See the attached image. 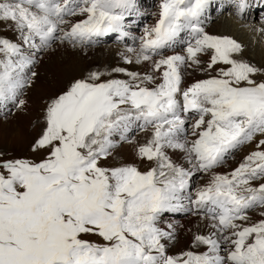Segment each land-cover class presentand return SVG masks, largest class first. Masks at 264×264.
<instances>
[{
  "label": "snow or ice",
  "instance_id": "1",
  "mask_svg": "<svg viewBox=\"0 0 264 264\" xmlns=\"http://www.w3.org/2000/svg\"><path fill=\"white\" fill-rule=\"evenodd\" d=\"M212 3L159 0L139 46L121 54L148 71L115 68L128 79L107 80L91 72L47 104L46 126L32 146L46 156L0 163V264H264V69L235 58L243 52L235 39L206 31ZM228 3L238 17L252 7ZM137 15V0H0V25L19 41L0 36V106H25L19 97L37 75L30 70L55 41L124 40L127 18ZM189 69L215 74L185 87ZM134 127L150 133L136 147L146 170L104 166L118 146L114 137L133 143ZM253 142L256 150L237 167L216 171ZM197 173L208 180L193 197ZM257 209L253 220L249 212ZM166 212L200 215L210 232L194 234L191 248L207 250L170 254L175 226H159Z\"/></svg>",
  "mask_w": 264,
  "mask_h": 264
},
{
  "label": "rangeland",
  "instance_id": "2",
  "mask_svg": "<svg viewBox=\"0 0 264 264\" xmlns=\"http://www.w3.org/2000/svg\"><path fill=\"white\" fill-rule=\"evenodd\" d=\"M149 11L152 14H154L153 8H151ZM222 14H226V12L225 13L222 12L221 14H219V16ZM215 18H213L212 21H214ZM14 33H15L14 31H10L5 26L0 25V36H3V37L11 36V37H13V39L9 38L10 40H12V41L15 40L16 42H19L18 41V34L16 33V35H14ZM105 44L106 45L107 44L118 45V44L112 43V42H102V43L97 45L98 47L96 49H88L87 50L86 48L88 46H84V47H81L79 49H73V50H71V49L68 50L65 47L61 48L60 50H58V49L53 50L52 49V51H54V52L58 51L59 56H61L59 59H56V60L54 58H50L51 54L54 52L51 51L52 52L51 53L49 51L48 52L49 54H46V50L43 52V54L44 55L46 54V55L41 57V59H42L41 63H49L48 69L47 68L45 69V71H47L48 73L44 72L47 75H44L43 77L37 76L35 78V80L33 81L31 87L26 89L24 91V93L21 95L20 99H24L26 101L25 106L23 108L15 107V108H13L12 111H8L6 113L5 117L0 118V163H2L3 161H6V160H16V159H27V160H30L33 162H39L40 160H42L46 156L47 153L45 150L33 152L32 146H33L34 142L42 135V131L46 126L45 112H46L47 104L53 98H55L58 94H61L62 92L66 91L72 82H74L75 80L80 79V78L81 79L86 78L88 76V74L91 72L104 73L105 75L102 77V80L120 79L119 77H114V76L109 75L110 70L112 68L110 70L107 69V71H105V70L104 71H102V70L101 71H94V70L89 69V67L87 69H81V70L79 69V70H75L77 72L71 73V75L68 74L67 76L69 78H67V76H66L64 78V80L63 79L59 80L54 75V74L57 75V72L59 70H62L66 66L65 62H68V60H69V56H68L69 52H70V54H76V52L79 51L82 54V57H85L87 55V57L90 56L92 60L97 58V60L99 61V59L101 58L102 52H104L103 49L104 50H112L113 49L112 47H108ZM68 45H70V44H68ZM71 46L72 45H70V47ZM77 47H80V46H77ZM89 47H93V46H89ZM49 49H47V50H49ZM64 50H65V52H64ZM73 51H74V53H73ZM39 56H40V53L38 54L37 57H39ZM66 57H67V60H66ZM206 58H207L206 56L202 57V59L204 61L207 60ZM62 59H63V61H62ZM85 60L90 61L87 59H85ZM100 60H102V58ZM41 63H40V65H41ZM58 63H59V65H58ZM100 63L101 62H98L97 64L99 65ZM117 64L123 66L124 69H127L128 66L131 65V64H126L123 60L117 62ZM36 65H37V63L32 67V69L30 71H34ZM40 65H39V67H40ZM133 66H139V64L134 63ZM91 67L95 68L96 65L91 64ZM37 69H36V72H37ZM78 72H80V73H78ZM190 72L191 73H188V74H190L192 78L195 77V75L199 74V76L201 77L200 79H206V78H209L210 75L215 74L214 71L209 73V72H204V71H200V70L194 71L192 69L190 70ZM50 73L52 75L48 76V74H50ZM118 74H120V73H118ZM120 75L124 76L123 74H120ZM185 77L188 78L189 76H187V74H186ZM260 78H261V76L258 75L257 79H260ZM122 79H125V77H122ZM1 114H3V112L0 113V117H2ZM190 123H191V121L189 122V125H188L189 136H190V138H192L190 135V132H191ZM1 124L4 126H1ZM133 135L134 134H132V136ZM149 135H150V133H149ZM123 142L124 141H118L117 145L120 143H123ZM125 143H127V142H124L123 144H125ZM120 145H118V146H120ZM248 146L246 148H244L243 150H241L243 147L242 146L240 149L231 153L230 156L228 158H226V163L223 166H221L220 168L216 169V171L220 172V173H227V172H230L231 170H233L235 167H237L238 164L242 161V156L244 157L245 155L249 154L250 150L251 151L256 150L255 142L252 143L251 147H248ZM136 147L135 146L132 147L130 149V152L126 154L127 156L125 158L117 156L114 153L115 152L114 151L113 155L111 157H109L107 161H102L101 163L104 166H108V167H118V166L125 165V164H135L142 171L146 170V168L148 167V164H147V162H142L141 160L138 159V157L136 156ZM251 148H253V149H251ZM169 151H170V153L172 152V150H168V154H169ZM178 154L177 155L179 157L182 156V161L180 160L179 162L183 163L186 168L190 167V165H188L183 160V154H181L179 152H178ZM169 155L173 156L171 154H169ZM179 162H177V163H179ZM233 165H235L234 168H232ZM193 180L198 181V183H201L202 181L207 182L208 177L205 176L203 173H197L193 177ZM196 188H197V186L191 187L189 191L192 194H194ZM257 213H259V209L249 212V215L252 217L253 220H256L259 218V214H257ZM162 215H166L167 217L172 216L174 222L170 223V224H172L176 227L175 228L176 239H177L178 235L184 234V230L189 227L192 219H196L198 217L201 218L200 215H198V216L193 215L190 212H166ZM167 225H168V223H167ZM159 226L164 228V229L166 228V227H163L164 226L163 224L159 225ZM208 230L210 232L209 228H208ZM85 238L90 239V240H95L97 242H102V241H99V238L95 237V236H88ZM175 247H176V249H175ZM186 250L201 252L202 250L206 251L207 249L203 248L200 251V250H198V248H191V246H190V247L186 248L184 251H186ZM169 253L170 254L179 253L176 241L169 247Z\"/></svg>",
  "mask_w": 264,
  "mask_h": 264
},
{
  "label": "bare ground",
  "instance_id": "3",
  "mask_svg": "<svg viewBox=\"0 0 264 264\" xmlns=\"http://www.w3.org/2000/svg\"><path fill=\"white\" fill-rule=\"evenodd\" d=\"M227 6H228V2L224 0L223 3L221 4L220 10L218 11L215 9V0H213V3L209 9V12L207 13V18L205 19L206 31L212 35H215V34L216 35H227V36H230L231 38L235 39L236 41H238L239 43H241L243 45V52L241 54H239L238 56H236L235 58L238 60L247 61V62L255 65L258 68L264 69V32L259 31V29L264 28V22H261V23L257 22V20L254 18V16L250 15L251 13L247 14L244 18H241V19L233 17V16L229 15L228 13L222 14L220 16L218 15L216 17L218 12L226 9ZM214 13H216V14L214 15ZM213 18H215L214 21H212ZM74 19H80V18L77 17ZM14 35H16V32L14 33ZM7 37L10 39H13V37H11V36H7ZM130 40H131V35H130V37L125 38L124 40H120L121 45H111V44L106 45L105 44L106 46L112 47L113 49L112 50H104L103 49L104 52H102V55H101L102 60H100L101 59L100 58L99 61L97 60V58L92 60L91 57L90 56L87 57V55L85 57H82V54L79 51L76 52V54H70V52H69L68 53L69 55L67 54L69 56V60H68V62H65L66 66L62 70H59L57 72V75L56 74H54V75L59 80H62V79L64 80V78L68 74L71 75V73L77 72L75 70L87 69L89 67V69L94 70V71H101V70L107 71V69L110 70L112 68L110 70V73H109L110 76L119 77L120 79H122V77H125V79H128V77H126L125 75L122 76L118 73L113 72V69H115V68H123L124 69L123 66L117 64V62L123 60L121 54L123 53V54L127 55V52H126L127 47H138L139 46V45L132 46L130 43ZM13 42H16V41L13 40ZM90 46H93V47H87L86 49L87 50L88 49H96L98 47L95 45H90ZM63 47H65L68 50L81 48V47H73V46L70 47V45L66 44V42L62 44L59 42V40H57L52 44L50 49L48 48L49 50L46 49V54H49L48 52L49 51L51 52L52 49L53 50L54 49L60 50ZM181 49L182 48L180 45V46L176 47L175 51L180 52ZM44 51L45 50L41 51L40 56L37 57V65L35 66V70H34L36 72V69L38 68L37 72H36V74H37L36 77L37 76L43 77L44 75H47L44 72H47V71H45V69L46 68L48 69L49 63H41V60H42L41 57L46 55V54L45 55L43 54ZM52 52H54V51H52ZM64 52H65V50H64ZM73 53H74V51H73ZM169 54H171V53H169ZM60 57L61 56H59L58 51H55L50 56V58H54L55 60L59 59ZM206 57H207L206 59H208V56H206ZM85 59L90 60V61H86ZM66 60H67V57H66ZM62 61H63V59H62ZM98 62H101V63L98 65L97 64ZM40 63H41V65H40ZM91 64L96 65V67H95L96 69L91 67ZM39 65H40V67H39ZM58 65H59V63H58ZM133 65H134V63H132L130 66H128V68L126 70L139 72L141 74H143L144 72L149 70L148 66L146 64H139V66H133ZM218 67H226V66L219 65V66H217V68ZM190 70H188V72L186 73L187 76H189V77L188 78L185 77V84H184L185 87L190 85L191 83L195 82L196 80H200V78H201L199 76V74L195 75V77L192 78L191 75L188 74V73H191ZM213 71L215 73V70H213ZM78 73H80V72H78ZM29 75H30V72H29ZM51 75H52L51 73L48 74V76H51ZM35 78H34V80H35ZM67 78H69V77L67 76ZM82 79H84V78H82ZM20 97H19V99H20ZM1 115H2V117H0V118H3L6 116V113H3ZM1 126H4V125L1 124ZM135 130H136V127H134L132 130H130L128 133V137H129V135L131 133L135 132V134L133 136L129 137L130 140L134 141L133 143L127 142V143L123 144L124 143L123 142V143H120L121 145L118 144L120 146H117V148L114 150L115 151L114 153L117 156L125 158L127 156L126 154L130 152V149L132 147H134V146L136 147L137 144L144 143L146 141V139L149 137V133L142 132L139 130V128L136 131ZM257 139H259V137ZM118 141H120L119 137L116 140V142H118ZM248 145L249 144L244 145L241 150L246 148ZM251 146H252V144H250L248 147H251ZM251 149H253V148H251ZM250 152H251V150H250ZM169 154L173 155L171 157L174 161H176V162H179L180 160L182 161V156L179 157L180 155L178 154V152L172 151L170 153V151H169ZM244 157L242 156V159ZM234 167H235V165L232 166V168H234ZM204 184H205V182H203V181L201 183H198V181H194L193 179L191 181V186L194 185V186L200 187V186H203ZM257 214H259V213H257ZM173 222L174 221L171 217L162 216L161 220H160V225L163 224L164 225L163 227H166L165 230H168L167 229V223L170 224ZM206 223L207 222L205 220H202L200 217L191 220L189 227L184 230V234L178 235L177 239L175 240L176 244H177L178 252L184 251L186 248L191 246L194 234H197V233L202 234V235L209 234V230H208V227L206 226ZM203 248H205V247L201 246L198 248V250L201 251ZM175 249H176V247H175ZM203 251H205V250H202L201 252H203Z\"/></svg>",
  "mask_w": 264,
  "mask_h": 264
}]
</instances>
